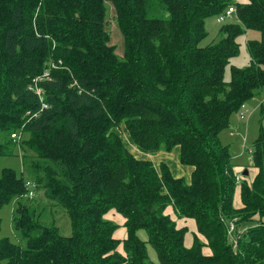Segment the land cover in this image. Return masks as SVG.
<instances>
[{
  "label": "trees",
  "instance_id": "trees-1",
  "mask_svg": "<svg viewBox=\"0 0 264 264\" xmlns=\"http://www.w3.org/2000/svg\"><path fill=\"white\" fill-rule=\"evenodd\" d=\"M106 4L122 56L110 44ZM232 5L0 0V157L12 154L14 134L29 154L21 175H0V209L14 201L12 225L23 243L1 238L0 264H153L147 244L158 264H264V128L250 149L257 174L251 183L241 175L239 209L232 156L219 141L230 117L264 88V0ZM228 7L244 29L225 26L218 43L203 46L205 20ZM245 31L260 40L247 42L249 65L230 66L226 81ZM175 150L188 179L169 167ZM26 181L49 207L66 211L71 236L41 223ZM168 207L195 222L190 248ZM110 211L125 220L124 240L114 238Z\"/></svg>",
  "mask_w": 264,
  "mask_h": 264
},
{
  "label": "rangeland",
  "instance_id": "rangeland-1",
  "mask_svg": "<svg viewBox=\"0 0 264 264\" xmlns=\"http://www.w3.org/2000/svg\"><path fill=\"white\" fill-rule=\"evenodd\" d=\"M231 2L234 4L245 3L246 0H224ZM108 7L106 9V18L108 21V31L110 32V44L116 47V54L122 56L123 54V41L119 30L116 28L114 21V12L112 8L106 4ZM226 11V10H225ZM224 11V12H225ZM224 12L220 15H223ZM209 17L205 20V31L207 33V37L202 41V45L206 46L209 44L218 43L223 37L222 28L229 25H239L242 29H244L243 25L237 19L236 14H234L231 18H225V20L221 23L217 21V18L220 16ZM260 34L256 31H245V33L237 39V43L239 44V54L237 57L233 58L230 61L229 67L226 69L225 80L228 81L230 79V66H234L237 68H244L249 65L250 59L247 52L246 44L248 41H258L260 40ZM264 99V88L258 91L252 100L246 103L242 109L233 114L230 117L229 127L219 134V141L222 144L228 146L231 156L239 155L241 156L240 162L243 166L247 167L250 152L252 149V143L258 137L260 127L264 128V111L260 107L261 101ZM264 108V105H263ZM245 110L249 111V114H246L243 118L240 117V112H244ZM229 129L237 130V132L231 133ZM122 134V133H121ZM233 134V136H232ZM126 140V136L123 135ZM23 147V146H22ZM19 144V141L14 144H9L8 149L12 151L11 155L0 157V175L3 169H12L17 175H21V171L23 168V161H26V156L29 155L26 150H24ZM131 152L135 155L138 152L134 150L133 147H130ZM183 169H186L182 167ZM186 171V170H185ZM186 178V173H184ZM250 176L244 177V179L249 180ZM187 179V178H186ZM34 193V197L31 200L32 204L37 208V212H41L43 209V213L41 215V223L44 225H55L58 227L59 233L63 236L69 237L72 234V228L67 216L66 211L62 208L55 206L56 208H51L49 205V201L45 198L44 192L41 189L34 188L32 189ZM13 202L5 205L2 209H0V239L8 238L9 241L16 245H23L19 236L15 233L12 225V212H13ZM235 203V201H234ZM236 205L239 204V200L236 201ZM113 216H108L112 220L113 223L118 225L116 232L114 233L117 238L118 235L125 236V228L123 225V218L114 213ZM105 216V217H106ZM194 222V221H193ZM192 222V223H193ZM194 225V224H193ZM192 237L193 234L196 233L188 231ZM186 233V234H187ZM196 235V234H195ZM138 236L142 241H147V234L144 230H140L138 232ZM147 250L149 255V260L153 264H158V260L154 250L147 244ZM118 251L122 253V247H119Z\"/></svg>",
  "mask_w": 264,
  "mask_h": 264
},
{
  "label": "crops",
  "instance_id": "crops-1",
  "mask_svg": "<svg viewBox=\"0 0 264 264\" xmlns=\"http://www.w3.org/2000/svg\"><path fill=\"white\" fill-rule=\"evenodd\" d=\"M264 105V99L261 101V103H260V107H262ZM229 131L231 132V133H234V132H237V130H233V129H229ZM232 136H233V134H232ZM223 145H225V144H223ZM226 146V145H225ZM232 154V153H231ZM177 155H178V151L177 150H175L171 155H169L170 157L168 158V162H169V167H170V169H171V171H172V173H173V175L175 176V177H177V178H184V179H188V177H189V175H190V169L189 168H186V169H183L179 164H178V161H177ZM149 158H151V157H149ZM162 158V157H161ZM167 159V157H164V159ZM240 158H241V156H239V155H235V156H232V164H233V166H234V173L236 174V175H242V173L244 172V171H246L247 170V172H248V176H250V178H249V180H246L245 179V181L246 182H248V183H251L252 181H253V179H254V177H255V175L257 174V170L255 169V168H252L251 167V156H250V158H249V164H248V166L247 167H245V166H243L242 164H241V162H240ZM152 160H154V158H151ZM186 170V171H185ZM184 173H186V178H185V176H184ZM237 200H239V204L238 205H236L235 203H236V201ZM234 201H235V203H234ZM233 207L235 208V209H239V208H241V200H240V188H239V186H237V188H236V190H235V193H234V199H233ZM115 212L114 211H110L109 213H108V216H113V217H115L113 214H114ZM165 214L166 215H168L174 222H175V224H176V226H177V228H187V230H188V228H189V231H190V233L191 232H196V225H195V222H193V220H188V219H179V218H177V216H175V214H174V211H173V209L171 208V207H168L167 209H166V211H165ZM108 216H106L105 217V219H107V220H109V221H112L110 218H108ZM123 220V224H124V222H125V220L124 219H122ZM193 222V223H192ZM194 224V225H193ZM123 226V225H122ZM245 230V227L244 228H241L240 229V232H242V231H244ZM125 232H126V230H125ZM195 234V233H194ZM193 234V235H194ZM125 235H126V233H125ZM118 237L119 238H117L116 236H115V234H114V238L115 239H118V240H124L126 237L125 236H122V235H118ZM199 237V239L202 241V242H204V240H203V238H201L200 236H198ZM192 244H193V237L189 234V233H187L186 235H185V238H184V246L186 247V248H190L191 246H192ZM123 253V252H122ZM121 253V254H122ZM203 253L205 254V255H209L210 254V250L209 249H207V248H205V249H203Z\"/></svg>",
  "mask_w": 264,
  "mask_h": 264
},
{
  "label": "built area",
  "instance_id": "built-area-1",
  "mask_svg": "<svg viewBox=\"0 0 264 264\" xmlns=\"http://www.w3.org/2000/svg\"><path fill=\"white\" fill-rule=\"evenodd\" d=\"M235 12L236 11H235V8L234 7H228L226 9V11L224 12V14L223 15H220L217 18V21L219 23H221V22H223L225 20V18H231L235 14ZM45 78L47 79V75L45 76ZM38 94L40 96L41 91H38ZM246 114H249V111L248 110H245L244 112H240V117L243 118ZM11 138L13 140H17L18 141L20 139V136L18 134H14V135L11 136ZM249 152H251V150H249ZM242 180H243V177L241 175H239V174L236 175L235 182H236V185L237 186L242 182ZM25 186L28 189V193L24 195L25 198L33 199L34 193H33L32 189H34V187H35L34 184L32 182H30V181H26ZM233 232H234V227H233V225H230V227H229V234H231V233L233 234Z\"/></svg>",
  "mask_w": 264,
  "mask_h": 264
},
{
  "label": "water",
  "instance_id": "water-1",
  "mask_svg": "<svg viewBox=\"0 0 264 264\" xmlns=\"http://www.w3.org/2000/svg\"><path fill=\"white\" fill-rule=\"evenodd\" d=\"M242 176H244V177L248 176L247 170L242 173Z\"/></svg>",
  "mask_w": 264,
  "mask_h": 264
}]
</instances>
